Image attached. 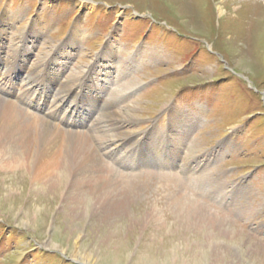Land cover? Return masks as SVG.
<instances>
[{"label":"rangeland","instance_id":"1","mask_svg":"<svg viewBox=\"0 0 264 264\" xmlns=\"http://www.w3.org/2000/svg\"><path fill=\"white\" fill-rule=\"evenodd\" d=\"M7 14L0 65L49 83L46 107L81 91L77 134L90 128L108 169L139 183L105 227L60 197L66 178L37 194L26 169H0V264H262L264 0H0Z\"/></svg>","mask_w":264,"mask_h":264},{"label":"bare ground","instance_id":"2","mask_svg":"<svg viewBox=\"0 0 264 264\" xmlns=\"http://www.w3.org/2000/svg\"><path fill=\"white\" fill-rule=\"evenodd\" d=\"M3 16H5V20L0 23V26H8V23H11L9 22V14ZM51 21V18L45 15L41 16L37 21L38 25L32 27L30 34H37L35 38L42 36L44 31L48 30ZM77 33L75 31L71 35L73 40L78 37ZM255 35H257V32ZM28 43L31 45L34 41H28L27 45ZM51 64L53 62H50ZM3 68H6L4 64L3 66L0 65V69L3 70ZM1 70L0 169H26L30 176V192L37 194L50 188V186L53 187L56 184L55 182L59 183L58 178H66V185L60 197L70 199L71 203L73 202L79 206L85 213L91 208V220L100 221L104 223L105 227L113 226L116 218L121 213L129 212L128 208L137 195L132 187L134 185L138 186L139 182L125 181L108 169V166L100 159V154L95 145L89 143L90 128H86L85 131L77 134L75 127H81L82 124L85 125L90 121L85 118L87 117L86 114H83L88 111L85 109V112L82 113V110H80L82 107L78 105L77 109V105L74 104L76 100L81 101V99L76 98V96L80 97L79 94L73 93L74 95L68 99H71L72 105L74 104L69 111L63 105L64 100L60 105V102L54 99L51 106L46 107L45 105L52 102L48 101L49 97L46 98L47 92H44L47 91L49 83L47 85L43 83V80H35V78H22L16 81V78H13L14 71H9L7 68L5 72ZM107 75L106 72L104 77ZM108 77L104 80H109ZM51 80L53 79L51 78ZM86 80L88 78L85 79V82H88ZM45 81L47 83L48 80ZM49 88L48 86V90ZM69 91L65 90V92ZM44 98H46L45 103ZM103 99L100 100L101 103L107 106L106 100ZM61 106H63L64 111L61 110ZM45 109L46 112H44ZM73 115L76 116L73 117ZM77 116L78 119L75 121L76 119L73 118ZM64 117L72 118L73 122L67 124ZM55 121L57 122L54 123ZM97 130L99 131L96 127ZM63 139L64 145L60 148V142ZM75 144L77 147H74ZM135 145H138V143H135ZM131 149L135 150L134 147ZM127 186H131L130 189ZM196 211L202 212L201 210ZM201 220L202 223L207 225L204 228L217 233L214 236H223L229 242L237 237L233 232L228 231L221 222L216 223L217 219L202 214ZM215 244L220 247L215 245L213 248L214 253L221 255L225 253V250H227V253L232 250L229 245L225 248V243L221 241H215ZM262 264H264V258Z\"/></svg>","mask_w":264,"mask_h":264}]
</instances>
